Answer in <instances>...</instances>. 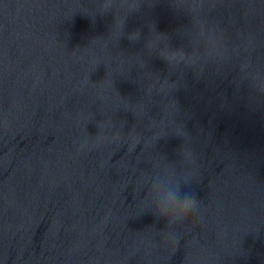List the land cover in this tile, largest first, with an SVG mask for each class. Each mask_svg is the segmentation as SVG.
Here are the masks:
<instances>
[{
    "label": "water",
    "instance_id": "1",
    "mask_svg": "<svg viewBox=\"0 0 264 264\" xmlns=\"http://www.w3.org/2000/svg\"><path fill=\"white\" fill-rule=\"evenodd\" d=\"M193 2L111 0L140 3L113 42L106 0H0V264H264V98L240 67L264 66V0H195L199 18ZM209 28L224 58L209 55ZM154 32L199 62L171 69L146 46ZM171 101L198 158L181 191L204 215L176 252L144 183L188 167L183 137L155 139Z\"/></svg>",
    "mask_w": 264,
    "mask_h": 264
},
{
    "label": "clouds",
    "instance_id": "2",
    "mask_svg": "<svg viewBox=\"0 0 264 264\" xmlns=\"http://www.w3.org/2000/svg\"><path fill=\"white\" fill-rule=\"evenodd\" d=\"M141 2V0H140ZM108 5L107 10L115 8L112 6L111 0H106ZM138 5H130L125 12H118L116 22L113 27L112 34L109 40L115 42L118 41L129 12L136 10ZM191 13L194 17L199 18L201 16L202 7L195 2L190 6ZM209 41V55L224 58L225 50L220 46L219 37L215 33L214 29H207L204 32ZM140 33H132L129 35L130 40L139 39ZM109 40L102 38H96L92 40L91 45L96 42H102V48L107 50ZM167 37L163 34L153 33L151 39L147 41V48L149 51H157L161 58H163L171 69H176L182 65H195L199 62L198 57H192L186 54L182 49H172L166 43ZM163 45V46H161ZM135 64L143 65L144 61L139 57H134ZM95 63V66L99 64ZM241 72L245 78L251 81L252 87L255 90L257 98H264V66H253L249 58L241 64ZM87 81H85L86 83ZM160 82L162 88L172 92L176 88V84L170 83L168 80ZM106 87L113 88L112 79H106L103 82ZM118 95V94H117ZM119 96V95H118ZM120 97V96H119ZM121 98V97H120ZM123 100V99H122ZM135 113H142L144 111V104L140 100L133 104ZM179 109L174 101L165 106L166 114L171 118L170 125L159 133L155 139L167 136L169 132L176 136L183 137L184 144L180 148V156L188 167H186L182 174L178 175L175 169L166 167L157 174L147 177L144 183L148 185L149 198L146 201V208H150L153 214L158 218H163L167 223L168 228L162 233L163 242L172 252L177 251L182 233L180 229L194 220H204V215L201 208V203L196 199L194 195L181 191L182 184H190L194 177L197 176V154L195 149L191 146V141L188 132L182 123L177 121V113ZM90 145L87 141L80 144L79 149H88ZM145 241H142L144 244ZM151 240L147 241V247L151 248ZM191 244L189 245V247ZM186 264H191V255L186 256Z\"/></svg>",
    "mask_w": 264,
    "mask_h": 264
}]
</instances>
